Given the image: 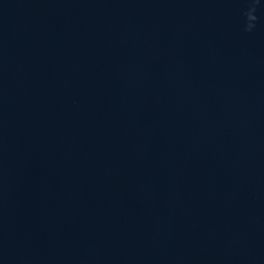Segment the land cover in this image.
<instances>
[{
  "label": "water",
  "instance_id": "1",
  "mask_svg": "<svg viewBox=\"0 0 264 264\" xmlns=\"http://www.w3.org/2000/svg\"><path fill=\"white\" fill-rule=\"evenodd\" d=\"M0 264H264V0H0Z\"/></svg>",
  "mask_w": 264,
  "mask_h": 264
}]
</instances>
